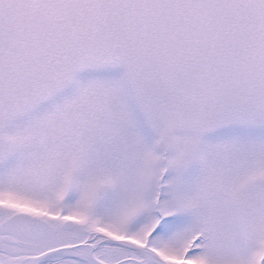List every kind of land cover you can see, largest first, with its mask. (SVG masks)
<instances>
[{
    "label": "snow or ice",
    "instance_id": "1",
    "mask_svg": "<svg viewBox=\"0 0 264 264\" xmlns=\"http://www.w3.org/2000/svg\"><path fill=\"white\" fill-rule=\"evenodd\" d=\"M0 264H264V0H0Z\"/></svg>",
    "mask_w": 264,
    "mask_h": 264
}]
</instances>
